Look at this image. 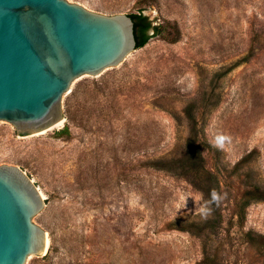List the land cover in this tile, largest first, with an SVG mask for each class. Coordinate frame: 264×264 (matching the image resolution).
Here are the masks:
<instances>
[{"label":"rangeland","instance_id":"374dc122","mask_svg":"<svg viewBox=\"0 0 264 264\" xmlns=\"http://www.w3.org/2000/svg\"><path fill=\"white\" fill-rule=\"evenodd\" d=\"M66 1L160 33L76 78L61 128L0 121V165L45 199L47 252L25 264H264V0Z\"/></svg>","mask_w":264,"mask_h":264},{"label":"water","instance_id":"95a60500","mask_svg":"<svg viewBox=\"0 0 264 264\" xmlns=\"http://www.w3.org/2000/svg\"><path fill=\"white\" fill-rule=\"evenodd\" d=\"M136 50L130 16H107L66 0H0V121L19 135L53 130L61 100L82 75L96 77ZM45 199L18 166L0 165V264L45 256L32 222Z\"/></svg>","mask_w":264,"mask_h":264},{"label":"trees","instance_id":"16d2710c","mask_svg":"<svg viewBox=\"0 0 264 264\" xmlns=\"http://www.w3.org/2000/svg\"><path fill=\"white\" fill-rule=\"evenodd\" d=\"M131 17L134 23V35L136 40V49L144 47L151 38L157 36L160 32V27L158 25H154L153 22L143 13L137 14H130L128 15ZM187 118L189 120H194V117L191 114H187ZM69 128L65 125L62 129L55 131V135L57 137H64L65 135H69ZM189 150L191 152L192 164H200L202 161V152L207 148V143H204L202 140H189ZM259 191V189H257ZM258 200H264V195L258 197ZM240 219L244 217L243 213H237Z\"/></svg>","mask_w":264,"mask_h":264},{"label":"bare ground","instance_id":"6f19581e","mask_svg":"<svg viewBox=\"0 0 264 264\" xmlns=\"http://www.w3.org/2000/svg\"><path fill=\"white\" fill-rule=\"evenodd\" d=\"M63 125V121H61L60 123L57 124V126L53 129H58V128H61V126ZM45 130H42L40 133H44Z\"/></svg>","mask_w":264,"mask_h":264}]
</instances>
